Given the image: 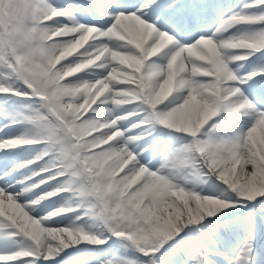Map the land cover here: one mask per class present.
<instances>
[{
  "label": "snow or ice",
  "instance_id": "snow-or-ice-1",
  "mask_svg": "<svg viewBox=\"0 0 264 264\" xmlns=\"http://www.w3.org/2000/svg\"><path fill=\"white\" fill-rule=\"evenodd\" d=\"M0 97V264H222L201 222L264 221V0H0Z\"/></svg>",
  "mask_w": 264,
  "mask_h": 264
},
{
  "label": "rangeland",
  "instance_id": "rangeland-1",
  "mask_svg": "<svg viewBox=\"0 0 264 264\" xmlns=\"http://www.w3.org/2000/svg\"><path fill=\"white\" fill-rule=\"evenodd\" d=\"M234 3L238 4L240 3V0H233ZM247 26H237L231 30L233 34H242L246 32ZM79 51V50H77ZM76 53L74 52L73 55ZM259 55V53H257ZM71 59V57H69ZM255 59V57H253ZM160 62V61H158ZM246 67H249L246 64ZM251 67H255V65H252ZM3 97H0L2 99ZM246 119V118H242ZM0 123H2V117H0ZM247 124L245 123L243 127H246ZM229 126H225L227 128ZM26 130L25 125H17L14 129V133H19ZM237 130H240L239 128ZM190 135V134H185ZM0 136H2V133H0ZM102 147V146H101ZM4 155V153H2ZM30 153L21 150L16 149L14 150V159L15 162H18L19 157L21 158H28ZM12 157V156H11ZM11 157L9 158L11 160ZM20 158V159H21ZM183 184V182H181ZM185 187H189L188 184H183ZM206 191V190H205ZM28 195H31L30 193ZM64 201L58 199L55 204H51L46 211H51L52 208L58 207L60 204H62ZM12 211V210H10ZM39 211V209H37ZM46 211L39 212L40 215L46 214ZM230 213V214H229ZM34 217L36 216L37 212L30 213ZM56 220L60 221L61 226H66L69 223L72 222V219H74V216L71 218H64V217H56ZM251 219V218H249ZM209 221L212 222V232H213V238L216 240L217 246L220 248V250L224 251L226 256L225 258H222V264H233L234 258L236 255V252L240 251V249L244 246L245 241L248 240V236L251 233L255 236V227L254 225L247 226L248 224L245 222V212L244 211H236L234 209H228L227 214L221 213L219 216V219L217 217H211L207 220L201 222L203 224H208ZM77 223L80 226H83L86 231L91 232L95 235H106V230L104 227L97 223L90 220H80L77 221ZM199 225H195L194 227H198ZM224 229V231H223ZM225 229H227L225 231ZM253 241H251L252 245ZM28 242L24 239L17 238L15 242L8 241L5 239L0 238V251H3L7 248H18L22 246H27ZM80 249L86 250V252L89 254V258L91 260V264H97V260H104L106 258H111L113 254L116 255H122V254H128L131 255V252L125 253V249L121 246V241L110 239L108 245L104 246H93L90 244L82 243L77 246ZM261 247L264 249V237H262L261 241ZM65 252H71V249H66ZM261 255L258 256V260L260 259Z\"/></svg>",
  "mask_w": 264,
  "mask_h": 264
},
{
  "label": "clouds",
  "instance_id": "clouds-1",
  "mask_svg": "<svg viewBox=\"0 0 264 264\" xmlns=\"http://www.w3.org/2000/svg\"><path fill=\"white\" fill-rule=\"evenodd\" d=\"M55 66H56V65H55V64H53V66H52V67H53V68H55Z\"/></svg>",
  "mask_w": 264,
  "mask_h": 264
}]
</instances>
